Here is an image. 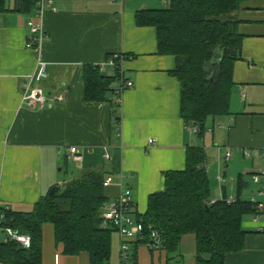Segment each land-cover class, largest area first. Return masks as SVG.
<instances>
[{
	"label": "crops",
	"instance_id": "obj_1",
	"mask_svg": "<svg viewBox=\"0 0 264 264\" xmlns=\"http://www.w3.org/2000/svg\"><path fill=\"white\" fill-rule=\"evenodd\" d=\"M168 1L51 0L40 20L35 5L22 14L17 12L20 0H7L13 11L0 14L1 207L31 212L63 183L59 173L64 163L71 176L67 181L86 172L111 176L113 184L104 189L108 203L128 189L134 219L145 213L148 197L163 190V173L184 170L188 147L203 150L201 167L206 172H219L220 201L236 199L240 185L250 188L245 179L239 186L233 181L228 194L224 185L232 160L234 175L245 167L250 176L264 169V0H248L232 15L243 39L233 65L229 112L207 120L201 137L181 119L180 85L171 75L174 58L158 55L155 28L136 24L137 12L164 9ZM28 22L41 24L48 37L39 51L47 64V78L39 83L47 101L43 106L23 100L24 82L38 58L25 48ZM114 55L123 58L117 71L132 88L123 91L119 106L113 104L111 92L119 87V78L111 82L104 101L86 99L83 69L92 66L114 76L116 71L107 64ZM211 67L216 69L215 64ZM241 226L249 232L244 249L228 254L224 263L264 264V234L259 232L263 224L242 221ZM120 244L113 234L110 264H120ZM195 252L194 236H184L172 264H198ZM135 257V264L169 263L164 251L146 245H137ZM42 264L89 261L86 254L63 255L52 226L44 225Z\"/></svg>",
	"mask_w": 264,
	"mask_h": 264
},
{
	"label": "trees",
	"instance_id": "obj_2",
	"mask_svg": "<svg viewBox=\"0 0 264 264\" xmlns=\"http://www.w3.org/2000/svg\"><path fill=\"white\" fill-rule=\"evenodd\" d=\"M37 1L20 0L17 12L29 14ZM247 1L169 0L164 9L140 11L135 16L136 24L155 28L158 55L174 58L171 75L180 85V116L185 127L197 128L198 137L204 133L207 120L228 115L236 58L227 50L239 51L243 39L238 32L239 22L232 15ZM10 11L7 0H0V14ZM218 60L215 77L211 78L210 67ZM115 71L114 76H104L95 67H85L86 99L104 101L111 82L119 77ZM111 92L115 105V91ZM204 160L202 149L188 147L184 170L163 173V190L151 194L145 213L134 218L143 229L142 239L129 247L131 264L136 263L137 245L156 249L152 233L158 240L157 249L166 253L168 264L173 263L186 235L194 236L198 264H225L228 254L244 249L249 232L242 229L241 223L246 215L254 213L255 207L241 198L243 178H238L240 186L234 203H211L207 172L201 167ZM106 177L86 172L43 197L29 213L0 206V227L31 238L29 249L14 242L0 243V263L42 264V229L51 225L55 244L62 247L63 255L86 254L89 264H110L116 231L103 216L108 203L103 187Z\"/></svg>",
	"mask_w": 264,
	"mask_h": 264
},
{
	"label": "built area",
	"instance_id": "obj_3",
	"mask_svg": "<svg viewBox=\"0 0 264 264\" xmlns=\"http://www.w3.org/2000/svg\"><path fill=\"white\" fill-rule=\"evenodd\" d=\"M51 8V0H38L36 3V16L38 19H42L46 10ZM28 28V38L26 40L25 48L31 50L37 54V62L35 71L30 75L24 82V95L23 100L29 106H33L38 103L40 106L46 104L45 97L43 96V91L39 87V83L47 78V64L41 60L39 57V51L44 42L48 40L47 35L44 33L41 24L36 25L32 22L27 23ZM123 58L118 55H114L108 61V65L114 70H118ZM264 75V70L262 71ZM119 87L115 90L116 99L114 101L116 106L120 104V97L123 91L132 88V83L129 80L123 78L119 75ZM197 128L192 129V133H196ZM152 141H149L151 143ZM75 148L69 150L70 154H74ZM230 157V153L226 154V160ZM261 159L264 162V154H261ZM106 160L109 159L108 155H105ZM262 176H264V171L261 173L251 175V181L260 186L255 197L249 199V203L255 207V211L252 214L254 216V221L259 222V217L264 216V182H262ZM262 177V178H261ZM113 184V178L107 176L103 182V187L107 188ZM225 200V199H223ZM227 204L234 203V200H225ZM216 200H212L211 203H215ZM132 208V199L130 191L124 189L121 191L120 195L113 201L107 203L104 212V218L110 224V226L116 231L117 235L121 239L120 244V264H131L128 260V251L130 247V242L140 241L142 239V225L136 222L130 216V211ZM3 221V213H0V223ZM259 232L264 234V226L259 228ZM154 238V248L157 249L158 240L155 238V234L152 233ZM0 243L14 242L23 249H29L31 246V238L29 235L20 233L17 230L11 229L9 227H0ZM1 264V263H0Z\"/></svg>",
	"mask_w": 264,
	"mask_h": 264
},
{
	"label": "rangeland",
	"instance_id": "obj_4",
	"mask_svg": "<svg viewBox=\"0 0 264 264\" xmlns=\"http://www.w3.org/2000/svg\"><path fill=\"white\" fill-rule=\"evenodd\" d=\"M215 68V67H214ZM213 67L210 68V73H211V78H214L215 77V70H214ZM193 141H194V138H193ZM224 163L221 164L222 168L224 167ZM234 166V162L233 160L231 161L230 165L228 167H230L228 169V172H226V184L224 185L228 194H229V190H230V186L231 184L234 182V185H237V182H238V178L239 177H242L243 180L245 179L246 181H248V185L250 186V188H247V189H243V195H242V198H246V201H248L249 199H251L252 197H255L256 194H257V191L259 190L260 186L258 185H255V183L253 184V182L251 181V176H250V172L248 171V168L245 167L244 169L241 170V173L240 174H236L234 175V171H233V167ZM71 168V167H70ZM264 168V167H262ZM227 170V168H225ZM66 168L64 166V163L62 164L61 166V172L59 173L60 177L63 178V183L60 184V186H62L64 184V182H68L67 179L68 177H71V176H67V172H66ZM264 171V169H262ZM209 172V175L207 174L208 176V180H209V186H210V195H211V200L213 198H217V201H220L221 199V196L220 195V189H221V184L219 183V180H218V173L219 172H215L213 174H210V169L207 170V173ZM257 173H261V170L258 171ZM69 174V173H68ZM223 174V173H222ZM70 175V174H69ZM222 177V175L220 176ZM263 177V178H262ZM261 180L262 182H264V176H262ZM229 196V195H228ZM243 221H246V222H250V221H254V216L253 215H246L244 218H243ZM259 222L260 224H263L264 226V216H260L259 217ZM1 239V238H0ZM193 256H189L186 258V260H188L189 258H192ZM111 262V261H110Z\"/></svg>",
	"mask_w": 264,
	"mask_h": 264
},
{
	"label": "water",
	"instance_id": "obj_5",
	"mask_svg": "<svg viewBox=\"0 0 264 264\" xmlns=\"http://www.w3.org/2000/svg\"><path fill=\"white\" fill-rule=\"evenodd\" d=\"M227 53H228L229 56H231V57H236V51H234V50L228 49V50H227ZM218 63H219V60L216 61V63H215V66H216V67L218 66ZM55 190H56V188H52V189L50 190V192H49L48 195H52V194L55 192Z\"/></svg>",
	"mask_w": 264,
	"mask_h": 264
}]
</instances>
